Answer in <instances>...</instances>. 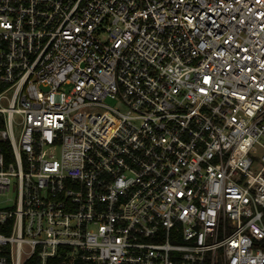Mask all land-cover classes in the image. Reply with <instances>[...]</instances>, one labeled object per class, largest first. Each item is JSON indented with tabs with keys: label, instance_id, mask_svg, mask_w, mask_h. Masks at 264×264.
<instances>
[{
	"label": "built area",
	"instance_id": "obj_1",
	"mask_svg": "<svg viewBox=\"0 0 264 264\" xmlns=\"http://www.w3.org/2000/svg\"><path fill=\"white\" fill-rule=\"evenodd\" d=\"M0 264H264V0H0Z\"/></svg>",
	"mask_w": 264,
	"mask_h": 264
}]
</instances>
